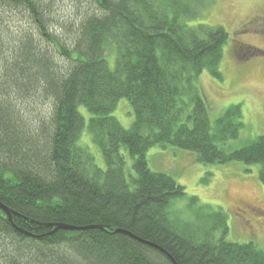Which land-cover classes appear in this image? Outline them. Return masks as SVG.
<instances>
[{"label":"trees","instance_id":"obj_1","mask_svg":"<svg viewBox=\"0 0 264 264\" xmlns=\"http://www.w3.org/2000/svg\"><path fill=\"white\" fill-rule=\"evenodd\" d=\"M93 1L61 40L55 0H0V202L15 212L0 208V264H264L255 243L227 240L222 208L192 196L191 218L172 212L185 187L147 156L171 145L204 164H260L264 185V134L225 149L245 127L242 105L213 122L196 84L223 76L228 31L190 23L212 0ZM12 11L34 27L13 28ZM122 98L128 129L112 114ZM86 128L104 170L78 145Z\"/></svg>","mask_w":264,"mask_h":264},{"label":"rangeland","instance_id":"obj_2","mask_svg":"<svg viewBox=\"0 0 264 264\" xmlns=\"http://www.w3.org/2000/svg\"><path fill=\"white\" fill-rule=\"evenodd\" d=\"M55 4L58 22L55 19L57 29L54 27L53 31L61 40L70 38L68 31L77 29V21L83 14L91 9L95 11L93 0H55ZM12 21L16 23L17 27L12 23L15 29L34 27L29 17L19 11H12ZM190 23L223 26L229 33L220 66L222 80L204 71L196 84L208 97L213 122L229 107L242 105L245 127L237 139L224 146L228 151L241 148L264 134V0H212ZM110 66L114 67L112 61ZM80 110L89 117L85 107ZM112 114L127 129L135 120L127 98L118 101ZM80 137L78 145L93 156L97 167L106 169L102 149L94 143L87 128ZM147 156L153 171L167 173L185 187L187 196L173 202L172 212L191 218L186 208L188 198L196 196L200 204L226 212L227 240L253 242L264 250V185L259 176L260 164L247 165L238 161L204 164L196 154L171 145L154 146ZM127 158L131 171L132 159ZM245 206L257 210V214L262 210L263 214L259 217L245 214L243 210H248Z\"/></svg>","mask_w":264,"mask_h":264},{"label":"water","instance_id":"obj_3","mask_svg":"<svg viewBox=\"0 0 264 264\" xmlns=\"http://www.w3.org/2000/svg\"><path fill=\"white\" fill-rule=\"evenodd\" d=\"M0 208L8 215L9 217V220L12 221V216L13 214H15V212L8 208L7 206H5L4 204H2L0 202ZM58 228H62V229H80V230H85V229H89V228H102V226H98V225H94V226H85V227H73V226H67V225H59L56 229ZM115 232H123V233H126L134 238H137L135 235H133L132 233H130L129 231H126V230H123V229H116ZM139 240H141L140 238H138ZM142 241V240H141ZM148 243V242H147ZM148 244L160 249L163 251L162 248L158 247L157 245L149 242Z\"/></svg>","mask_w":264,"mask_h":264},{"label":"flooded vegetation","instance_id":"obj_4","mask_svg":"<svg viewBox=\"0 0 264 264\" xmlns=\"http://www.w3.org/2000/svg\"><path fill=\"white\" fill-rule=\"evenodd\" d=\"M251 24H253V23H251ZM250 24V25H251ZM245 208H248V210L247 209H244L243 210V212L245 213V214H250V215H253L254 217H259V216H261L263 213H262V210H260V212H258L259 214H257L256 213V211L257 210H255V209H250L249 207H247V206H245Z\"/></svg>","mask_w":264,"mask_h":264}]
</instances>
